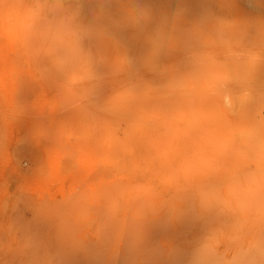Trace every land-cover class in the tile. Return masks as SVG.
Returning <instances> with one entry per match:
<instances>
[{"label":"rangeland","instance_id":"obj_1","mask_svg":"<svg viewBox=\"0 0 264 264\" xmlns=\"http://www.w3.org/2000/svg\"><path fill=\"white\" fill-rule=\"evenodd\" d=\"M52 7L79 49L37 39ZM238 56L221 100L212 66ZM182 92L206 131L171 139ZM249 126L264 129V0H0V264H192L209 241L230 260L264 240V213L226 190Z\"/></svg>","mask_w":264,"mask_h":264},{"label":"clouds","instance_id":"obj_2","mask_svg":"<svg viewBox=\"0 0 264 264\" xmlns=\"http://www.w3.org/2000/svg\"><path fill=\"white\" fill-rule=\"evenodd\" d=\"M36 29L38 40L54 37L63 41L69 52L80 47L81 42L74 32L71 19L56 7L40 9L36 17ZM247 70L248 61L239 56L232 61L231 66L226 62L214 63L211 69L215 79L214 88L221 100L234 79ZM198 113V99L189 92H182L170 112L172 127L168 129L169 137H177L181 131L180 125H184L186 136L203 134L206 124ZM226 147L238 169L226 185L228 197L236 207L249 214L264 213V129L256 126L240 129L239 142L229 143ZM218 249L219 241L202 244L193 253L192 264H264V240L256 237L247 244L237 245L230 260H225Z\"/></svg>","mask_w":264,"mask_h":264}]
</instances>
